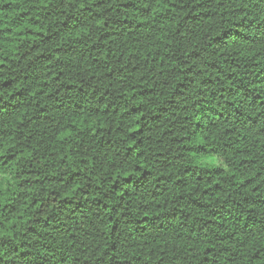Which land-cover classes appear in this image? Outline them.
I'll return each instance as SVG.
<instances>
[{"label": "clouds", "instance_id": "9594fccd", "mask_svg": "<svg viewBox=\"0 0 264 264\" xmlns=\"http://www.w3.org/2000/svg\"><path fill=\"white\" fill-rule=\"evenodd\" d=\"M0 264H264V0H0Z\"/></svg>", "mask_w": 264, "mask_h": 264}]
</instances>
